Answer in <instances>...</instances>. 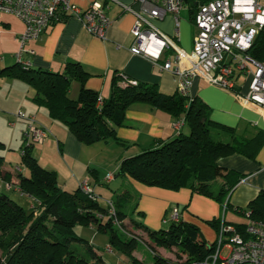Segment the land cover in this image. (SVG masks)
I'll list each match as a JSON object with an SVG mask.
<instances>
[{
  "label": "trees",
  "instance_id": "trees-1",
  "mask_svg": "<svg viewBox=\"0 0 264 264\" xmlns=\"http://www.w3.org/2000/svg\"><path fill=\"white\" fill-rule=\"evenodd\" d=\"M248 55L258 62L264 61V27ZM0 76L26 83L34 92L32 102L45 108L52 120L65 125L85 145L113 141L127 147L117 139L115 127L123 125L126 110L134 104H147L177 119L183 118L186 131L181 130L173 139L157 141L151 149L120 161L115 176L130 178L145 187L174 192L187 189L223 205L228 193L244 176L222 167L219 160L240 155L254 161L263 144L261 132L248 138L237 134L234 128L212 121L210 109L197 97L186 100L177 93L161 94L154 87L123 86L120 75L112 78L110 96L98 108V94L85 88L90 74L79 63L68 62L61 72L37 71L16 63L0 69ZM73 81L80 85L76 99L69 96ZM23 145L22 141L21 163L25 169L13 176L19 192L29 199V207L25 209L0 193V264H106L100 248L76 233L77 226L89 225L107 236L108 247L104 250L124 255L128 264H142L132 256L135 241L105 216L106 206L89 200L79 188L73 192L60 189L55 172L41 167L32 156L34 145ZM4 167L0 156V179L8 183L11 174ZM139 197L129 186L113 191L110 201L123 229V222L128 221L142 229L155 246L179 247L187 254V264H203L214 252L216 241L208 243L197 226L182 219L167 229L150 230L143 225L138 220L142 214L136 212ZM248 210L252 219L264 221V188L249 203ZM97 214L104 217L98 219ZM220 223V219L206 222L217 235ZM233 226L244 235L245 225ZM154 264L171 263L154 257Z\"/></svg>",
  "mask_w": 264,
  "mask_h": 264
},
{
  "label": "crops",
  "instance_id": "crops-1",
  "mask_svg": "<svg viewBox=\"0 0 264 264\" xmlns=\"http://www.w3.org/2000/svg\"><path fill=\"white\" fill-rule=\"evenodd\" d=\"M70 1L82 11L87 10L94 3L106 7L110 19L106 39L100 40L91 36L73 17L54 22L36 40L25 44L26 49L34 52L33 55L23 54V61L29 63L30 69L61 72L66 63H79L90 74L85 81V88L97 93L102 100L109 98L111 80L116 75L124 76L140 85L154 87L164 95L176 94L177 80L174 74L159 68L166 60L173 62L170 52L164 53L157 64H154L149 59L132 55L129 51L133 42L131 30L134 17L124 12L121 5L134 6V0ZM199 1L202 0H184L183 9L178 15L177 35L172 15H166L163 20L154 22L161 32L186 52L192 50L194 36L192 20ZM23 32L24 24L19 19L0 13V69L16 64L15 55L19 50V37ZM239 78H234L235 89L242 94L246 93L247 90L243 92V88L236 84ZM74 82L76 85L73 86ZM71 86L78 96L79 83L73 81L70 88ZM28 87L23 81L0 76V156L4 161L5 172L11 174L10 181L6 182L16 186V190L8 191L19 192L17 180L13 175L17 173L16 168L25 169L21 163V148L26 121L15 118L18 112L34 117L49 131L50 136L45 143L33 146L32 156L41 167L55 172L60 189L73 192L78 189L80 182L86 180L94 193L100 197L99 201L105 203L112 199L113 191H119L126 182L135 193L140 192L149 197L148 203L140 204L139 199L136 212L146 214L150 223H153V213L155 217L166 214L171 207L178 205L182 208V220L197 226L208 243L215 242L217 232L205 224L207 221L220 219L222 207H225V212L230 210L245 218L244 213H250L249 203L264 188V140L254 161L240 155L219 160L218 163L222 167L244 176L228 193L224 206L209 198L193 194L187 189L174 192L145 187L130 178H121L122 181L119 182L115 174L120 161L151 149L157 141L173 139L175 132L172 124L177 117L147 104H134L126 110L123 125L115 127L117 139L126 143L127 147L113 141L85 145L80 143L65 125L52 120L45 108L32 102L33 96L31 97ZM70 94L71 91L69 96ZM191 96L197 97L207 105L212 121L234 128L237 134L248 138L254 137L257 132L264 134L263 113L256 107L243 106L234 93L195 80ZM113 145L121 148L123 152L117 151L118 148L115 149ZM10 152H15L16 155L20 153L18 163L10 165L6 163V159L10 161L16 158L10 156ZM108 174H112L113 178L107 182ZM3 185L0 187L7 191ZM102 197L110 198L103 200ZM164 217L165 215L160 220L161 227ZM222 221L231 225L247 223L246 219L244 223L227 221L226 216L222 217ZM107 247L108 244L104 249ZM126 263L128 264L127 259Z\"/></svg>",
  "mask_w": 264,
  "mask_h": 264
},
{
  "label": "built area",
  "instance_id": "built-area-1",
  "mask_svg": "<svg viewBox=\"0 0 264 264\" xmlns=\"http://www.w3.org/2000/svg\"><path fill=\"white\" fill-rule=\"evenodd\" d=\"M183 6L184 0H134V6L121 5L124 12L134 17L130 53L157 64L164 53L170 52L173 62L166 60L159 68L174 74L176 93L186 100L192 99L194 81L201 80L234 93L243 106L256 107L264 115V61L258 62L248 55L258 32L264 27V0H202L197 4L192 20L194 36L190 52L180 49L154 24L166 15H172L177 35L178 15ZM0 13L12 15L24 24L15 55L16 63L24 68L29 67V63L23 61V54H34L25 48V44L36 40L54 22L73 17L91 36L100 40L106 39L110 26L106 7L97 3L82 11L70 0H0ZM241 76L248 80L245 94L236 90L234 85V78ZM122 85L136 86L137 83L122 76ZM102 103L98 97L97 107ZM15 118L26 121L22 132L23 146L43 144L48 140L49 131L34 117L18 112ZM184 125L183 118L176 119L172 124L176 135ZM16 171L20 172V169L16 168ZM112 178V174H108L106 181ZM4 187L16 190V186L10 183H4ZM78 188L89 200H100L86 180L80 182ZM105 205V216L112 219L114 226L126 237H130L117 220L112 201H106ZM244 216L247 220L244 235L238 233L235 226L224 221L220 223L215 250L203 264H264V221L252 219L250 213H244ZM96 217L102 219L104 215L97 214ZM181 219L179 209L172 207L170 219H164L163 223H177ZM223 249L228 250L225 257L220 255Z\"/></svg>",
  "mask_w": 264,
  "mask_h": 264
},
{
  "label": "rangeland",
  "instance_id": "rangeland-1",
  "mask_svg": "<svg viewBox=\"0 0 264 264\" xmlns=\"http://www.w3.org/2000/svg\"><path fill=\"white\" fill-rule=\"evenodd\" d=\"M236 84L238 87L241 86L243 88L242 89L243 92H246L247 84H248L247 77L241 76L236 81ZM74 85H76L75 82L73 83V86ZM73 86H71V88H70V91H71L70 98L75 99L77 97V95L75 93L76 90L74 91ZM28 90H29V93L32 97L33 96V90L29 87H28ZM243 94H245V93H243ZM182 131L183 132L186 131V127H183ZM113 147L115 149L118 148L115 145H113ZM117 151L123 152V150H121V148H118ZM19 154H20L19 152L17 153V155L15 154V152H10L9 155L10 156L11 155L16 156V158L14 157L15 160L11 159L10 161L6 159V163L8 165L18 163ZM116 180L119 182L122 181L121 178H118V177L116 178ZM124 186L127 187L126 182H124ZM0 193L7 195L8 197H10L12 200H14L17 204L24 207L25 209H27L29 207L28 198L25 195H20L19 192L5 191L4 189H2L0 187ZM136 194H138L140 196L139 197L140 198V204L149 202L148 196H146L140 192L136 193ZM109 198L110 197H108V198L102 197L103 200H109ZM98 204H99V206H101L103 208L105 207V203L103 201H98ZM224 204H225V200L223 202V206H224ZM173 207H177L179 209L180 213L182 214V208L181 207H179L178 205H174ZM171 208L169 209L168 213H166V214L164 213V214L156 216V217L154 216L155 213H153L152 214L153 219H152V217H150L153 220V223H150L148 221V218H147L148 216L146 214H142L139 218L142 221V223H144L150 230H158L159 228L160 229L161 228L167 229L171 225V222H168L166 224L163 223V226L161 227L160 220L164 215H165L164 219H166V220L170 219ZM224 210H225V207H222L220 222H222V217H224V216L227 217V221L235 220V221L242 222V223L245 222V218L243 216L236 215L233 212H231L230 210H228L227 212H225ZM150 224L153 226L151 227ZM123 225H124V228L131 235L130 237H127V238L133 239L136 243V247L132 252V256L137 261H139L140 263H142V264H154V257H157V258L161 259L162 261L169 262L171 264H187V254L182 252V250L179 247H176V246H173L171 248L157 247V246H155V244L153 242H151L146 237V234L142 231V229L130 225V223L128 221L123 222ZM207 225L209 226V224H207ZM76 233L81 238L87 240L88 242H90L94 246L100 248L99 253L102 256V259L106 262V264H127L126 263V257L124 255L116 253L114 251L108 252V251L104 250V247L108 244L107 236L103 233L98 232L94 226H92V225L77 226L76 227ZM216 239L214 238L215 241H216ZM227 254H228V250L223 249L221 251L220 255L222 257H225V256H227ZM0 256H1V253H0Z\"/></svg>",
  "mask_w": 264,
  "mask_h": 264
}]
</instances>
